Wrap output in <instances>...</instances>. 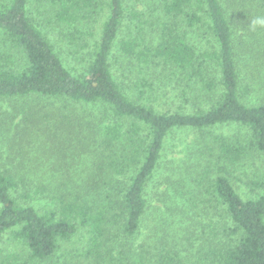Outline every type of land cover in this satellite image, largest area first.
I'll list each match as a JSON object with an SVG mask.
<instances>
[{"label":"trees","instance_id":"obj_1","mask_svg":"<svg viewBox=\"0 0 264 264\" xmlns=\"http://www.w3.org/2000/svg\"><path fill=\"white\" fill-rule=\"evenodd\" d=\"M128 8L127 0H0V238L11 232L29 252L0 264H186L173 244L158 260L135 252L151 182L173 131L229 124L245 127L246 141L207 137L205 164L160 186L184 185L192 197L205 189L223 212L207 264H264V168L248 183L251 199L232 183L243 159L264 154V0H160V31L146 45L121 37ZM99 18L93 56L74 73L49 33L57 26L86 48ZM117 52L183 80L184 103L195 109L159 112L134 100L113 70ZM174 202L155 222L160 242L185 212Z\"/></svg>","mask_w":264,"mask_h":264},{"label":"rangeland","instance_id":"obj_2","mask_svg":"<svg viewBox=\"0 0 264 264\" xmlns=\"http://www.w3.org/2000/svg\"><path fill=\"white\" fill-rule=\"evenodd\" d=\"M127 6L129 7V12L127 13L126 25L123 27L121 37L138 39L143 45L150 42L153 43L160 31V0H127ZM134 11L140 14L141 21L131 15ZM101 19L99 18L98 22L92 27L94 34L93 36H88L86 48L76 46L68 39H63V29L57 26L53 27L51 32L49 31V35L56 45L57 51L67 67L74 73L82 72L91 60L94 47L101 34ZM140 22H144L145 31L143 33L140 31ZM46 24L48 25L47 22H45ZM48 28H46L47 31L49 30ZM194 35L195 40L199 39V41L195 42L200 43L202 36L199 34ZM204 46L205 48L207 47L206 44ZM162 68H164L162 65H157L155 62L145 63L139 61L136 57L128 58L123 56L120 52H117L115 58H113L115 75L121 82L126 84L127 88H129L128 93L134 100L143 104L153 105L159 112H190L193 108L195 109L192 103H184L183 92L187 89L186 83L171 75L170 71ZM136 84H140V88L145 91L141 99L138 97ZM247 134L248 130L238 124L215 126L204 132L182 128L169 134L166 139L162 166L156 178L151 182L149 192L151 206L145 215L143 227L133 246L136 248V253L158 260L163 256L162 254L165 253L164 251L167 250L168 246L173 248V244V250H176L186 264H207L210 261V254H208L210 252V245L217 243L219 240L218 236L215 237L214 233L210 234V232L216 226H218L219 230L222 229V226L225 224L223 212H219L213 202H207V198L211 196L205 189H203V192L202 190L198 193L195 192L198 196L195 197L194 194V197H192V193L189 194L190 188L184 185L176 192L172 187L165 189V184L160 186V182L168 176L180 179L184 177V173L192 172L199 162L205 164V155L202 148L207 137L223 135L230 139L246 141ZM263 168L264 154L246 157L237 165L232 183L243 198L251 199L254 197L255 193L252 192L248 183H250V180L255 179L259 170ZM201 170L203 171L202 168ZM167 190H169V194H167ZM158 191L163 194L165 193L171 200L168 201L167 198L166 201L165 196L159 200L156 194ZM182 192H185V196L181 195ZM174 197L176 201L174 204L181 206L185 212L184 214L180 212V214L172 218L171 223H173V227L169 226L166 231L161 233L162 238L160 242L154 230L155 222H157V218L160 221L164 217L161 220L163 222L169 216V206ZM156 206H159V211L155 208ZM207 210L210 212L208 213ZM178 218L186 220L185 228L182 223L179 224ZM76 242H78L77 238L65 243L64 246L70 249ZM169 253L172 256L175 254L174 251L173 253ZM11 254L20 255L23 259L29 256V252L25 246L14 240L12 233L8 232L0 238V256L6 257Z\"/></svg>","mask_w":264,"mask_h":264}]
</instances>
